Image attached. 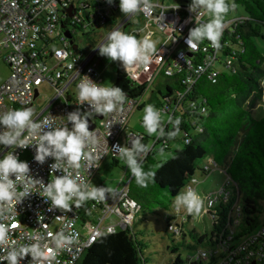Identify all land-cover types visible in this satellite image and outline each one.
Here are the masks:
<instances>
[{
    "label": "built area",
    "instance_id": "1",
    "mask_svg": "<svg viewBox=\"0 0 264 264\" xmlns=\"http://www.w3.org/2000/svg\"><path fill=\"white\" fill-rule=\"evenodd\" d=\"M190 2L191 0H142L141 8L135 15L125 16L118 7L119 0L113 5L107 4L106 0H0V60L10 72L7 80L0 85V113L13 108L31 107L37 121L48 118L58 126L67 124L68 113L78 108L81 111L88 109L86 103L77 105L76 98L77 85L84 75L102 84L101 74L95 63L101 61L98 47L105 41L106 35L119 29L136 35L138 39L150 36L156 42V53L153 54L151 63L147 66L134 64L124 67L135 86L145 85L143 96L139 99L126 98L118 110L102 115V119L96 117L98 114L93 117L95 127L89 130H94L97 138V144L93 146L95 151L91 152L94 159L91 162L82 160L81 167L73 170V175L78 173L85 183L92 186V180L103 161L108 157L119 158L113 146L130 148L131 140L136 137H140L141 142L149 149L141 157L143 162L149 155L168 145V139L158 134L155 138H148L135 131L127 132L125 137L123 135L131 116L142 108V102L147 101L155 86L163 78L182 75L186 89L174 92L159 109L161 115H166V121L161 122L164 132L168 129L173 131L174 125L169 117L172 121L179 118L181 127L188 122V113L206 111L205 106L201 107V103L192 98L195 85L204 73H209L211 78L217 75L214 67L220 49H213L208 41L200 43L195 51L186 44L189 30L196 26L195 14L188 10ZM173 5L178 8L174 9ZM207 20L206 15L201 17V22ZM243 20L244 17L239 15L224 21L221 46L225 32ZM66 32L71 34V38L67 37ZM83 42L87 52L80 47ZM73 45L77 46L78 54H75ZM181 45L184 46L183 49H179ZM227 64L228 67L232 64L231 58ZM43 84L48 85L53 94L42 105V101H39V87ZM194 125L196 124H192ZM192 126L189 124L191 130L183 133L187 144L191 142V135L204 131L197 125L192 130ZM145 139L153 141L151 146H148ZM8 150L6 148L4 152H0V157ZM15 154L27 161L31 175L42 179L45 184L54 175H60V172L52 173L50 170L53 158L49 157L43 165L34 160L35 146L17 148ZM203 169L212 173L220 168L213 158H209ZM132 177L126 166L118 186L106 193L103 201L89 200L78 208L72 205L70 211L51 208L50 201L39 193H32L19 203L0 205V223L9 227V238L16 241L17 245L30 243L27 239L29 234H42L45 237L41 241L42 246L51 250L49 259L44 260L43 264H78L84 252L97 239L107 233L131 229L139 218L140 206L129 196ZM226 177L217 192H205L203 195L202 212L211 216L212 223L219 219L220 210L216 207L228 204L233 195L232 186L235 182L227 175ZM200 182L195 176L184 190L193 188L199 193ZM97 187L105 186L101 184ZM238 211L239 207L235 203L229 211L228 221H225L226 225L228 223V231L218 234L220 244L232 241L233 234L237 231L233 225L238 222ZM176 214L178 218L182 216V221L188 222L190 219L181 215L182 210ZM109 218L113 221L105 223ZM13 223L17 226L12 227ZM109 228L112 229L111 232L108 231ZM169 230L176 231L178 228L171 224ZM61 232L65 236L73 233L78 235L72 244L57 250L53 238ZM245 241L231 251H228L227 243L222 251L203 248L197 252L195 259L200 260L198 262L201 264H211V257L216 251L215 254L225 252L229 259L223 258L221 264H264V228L254 239ZM254 244L258 245L259 250L250 248ZM2 264H7V261ZM20 264H31V256H26Z\"/></svg>",
    "mask_w": 264,
    "mask_h": 264
},
{
    "label": "trees",
    "instance_id": "2",
    "mask_svg": "<svg viewBox=\"0 0 264 264\" xmlns=\"http://www.w3.org/2000/svg\"><path fill=\"white\" fill-rule=\"evenodd\" d=\"M226 2L230 5L234 3L235 9L241 6L244 20L224 34L214 67L217 75L211 78L209 73H204L195 85L192 98L198 100L201 107L205 106L206 111L188 113V122L183 123L174 139L167 136L172 130L165 131L164 138L168 139V143L182 141L185 144L183 150L175 151L159 167L156 166L155 154L142 162L145 171L155 173L154 182H150L147 187H140L132 177L129 184L130 198L138 203L140 213L147 215L158 208L169 211L175 196L185 189L198 172L208 176L211 172L203 169V161L209 158H213L219 168L235 182L231 200L228 204L216 207L220 210L219 219L212 223V230L206 235L191 232L192 240H187L189 236L182 228L186 221L180 224L176 220L177 214L166 216L172 241V245L167 248L173 255L167 264H201L198 262L200 260L195 259L194 253L184 257L180 252L181 247L197 252L203 248L222 251L228 244V251H231L245 240L254 239L264 228V223L257 221L260 203L264 201V108L261 107L262 112L254 113L256 105L264 99V56L258 44V39L264 40V0ZM230 58L232 64L228 67ZM114 86L122 88L129 99H139L145 91V85L135 86L120 64ZM185 89L181 74L163 78L142 108L152 104L160 109L174 92ZM189 124H196L204 131L191 135V142L187 144L183 133L191 130ZM196 125L192 126V130L196 129ZM162 150H168V145ZM235 203L239 207L236 217L238 222L233 225L237 231L232 241L222 245L218 234L228 231L225 221H228L229 211ZM172 220L178 228L176 231L169 230ZM138 222L139 218L131 229L101 236L84 252L78 264H148L145 254L147 243L140 238L143 230L137 229ZM178 238L181 241H176ZM250 248L259 250L256 244ZM215 252L211 264H221L226 254Z\"/></svg>",
    "mask_w": 264,
    "mask_h": 264
},
{
    "label": "clouds",
    "instance_id": "3",
    "mask_svg": "<svg viewBox=\"0 0 264 264\" xmlns=\"http://www.w3.org/2000/svg\"><path fill=\"white\" fill-rule=\"evenodd\" d=\"M142 0H119L118 7L125 16L135 15L141 8ZM113 5L116 0H106ZM174 9L178 7L173 5ZM188 10L194 13L196 26L189 30L186 44L195 51L200 43L210 42L213 49L221 48V38L225 28V17L230 11L235 10L226 0H191ZM207 15V22H201V17ZM98 54L109 61L119 62L123 67L141 64L147 66L151 63L153 54L156 53V42L150 36L138 39L136 35L123 32L119 29L110 31L105 41L98 47ZM77 105H88V109L81 111L79 108L67 114V124L58 126L54 120L45 118L42 121L34 119V110L31 107L13 108L0 113V152L9 149L0 157V205L11 206L19 203L23 198L32 193H39L51 202V208L71 210V206L80 207L89 200L103 201L106 193L111 189L93 187L83 181L73 170L81 167V161L91 162L97 144L95 131L89 130V120L97 114L112 113L122 106L126 94L119 86H103L84 75L77 85ZM174 125V130L167 133L169 139H174L180 132L181 120L168 118ZM69 122L71 127H69ZM161 111L154 105L148 104L143 109L142 126L144 131L152 136L165 134L162 127ZM35 141V143H33ZM35 146L34 160L43 165L51 157L54 162L50 164L54 178L44 183L42 179L31 175L29 163L21 160L15 150L27 149ZM125 162L135 182L140 187H147L154 182L155 173L145 171L141 157L149 149L141 142L140 137L131 140V147L113 146V150ZM19 189V190H18ZM176 212L184 210L189 216L199 217L204 209V198L193 188L179 192L173 201ZM12 227L17 225L13 223ZM112 231L111 228L108 229ZM78 234L65 236L62 232L53 238L57 250L73 243ZM30 243L17 245L16 241L9 238V227L0 223V264H20L28 255L31 264H43L49 259L51 250L42 246L45 237L40 233L29 234Z\"/></svg>",
    "mask_w": 264,
    "mask_h": 264
},
{
    "label": "rangeland",
    "instance_id": "4",
    "mask_svg": "<svg viewBox=\"0 0 264 264\" xmlns=\"http://www.w3.org/2000/svg\"><path fill=\"white\" fill-rule=\"evenodd\" d=\"M231 1V0H229ZM244 10L241 6H237V9L234 11H230L225 17V21L230 20L232 18L238 17L239 15H243ZM206 18L209 17L206 15ZM160 41V39H159ZM258 44L261 49V52L264 56V40L258 39ZM80 47L87 52L84 42L80 43ZM184 46L181 45L179 49H183ZM101 61L96 62L95 65L98 71L101 74L102 85L103 86H112L115 84L116 74L119 66V62L109 61L106 57H101L98 55ZM9 68L7 65L0 60V85L7 80L9 76ZM40 91V99L43 105L46 99H49L53 91L52 89L43 84L39 87ZM146 104V101L142 102V105ZM262 105V106H261ZM146 106V105H145ZM261 107L264 108V99L261 104H257L254 109V113L258 114V112H262ZM143 108L136 110L134 114L130 118V122L128 124V128L125 131V134L129 131H135L141 134L146 135L149 138H155L157 134L149 136L142 126L143 119ZM166 121V115H162V122ZM124 140V138H123ZM145 142L148 146H151L152 140L145 139ZM125 144V142H124ZM185 148V144L182 141H171L168 143V150L155 151L156 156V166L159 167L162 163L171 158L175 151L183 150ZM26 157V155H23ZM206 163V160L203 161ZM202 162V164H203ZM205 165V164H204ZM126 164L121 158L112 157L106 158L103 163L100 165L98 169V174L92 180V186L97 187L103 184L107 189H111L113 191L119 184L123 174L124 169L126 168ZM197 177L200 179L199 184V193L210 194L212 192H217L223 185L226 180V174L221 169H215L208 176L203 175L201 172H198ZM72 207V206H71ZM63 210V209H61ZM171 210V211H170ZM167 211L166 209L158 208L153 213H148L147 215L139 214V222L137 225V229L143 230L140 235V238H143L147 243V249L145 250V254L148 258V264H167L173 255L170 254L167 246L172 245L171 237L167 230V220L166 216L175 215L176 211L174 205L171 206V209ZM182 214L186 217L188 214L182 210ZM243 217V216H242ZM182 216L176 219L180 224L182 223ZM113 219L109 218L105 221V223L112 222ZM257 221L259 223H264V201L260 203V211L257 214ZM174 224V221H171ZM183 230L187 233V240H192L190 237V233L193 232L196 235H206V233H210L212 230V219L211 216L207 213L201 212L199 217L191 216L188 222L184 223ZM176 241H181V238L176 239ZM181 254L186 257V255L190 253H194L197 255L196 250H190L186 247H181Z\"/></svg>",
    "mask_w": 264,
    "mask_h": 264
},
{
    "label": "water",
    "instance_id": "5",
    "mask_svg": "<svg viewBox=\"0 0 264 264\" xmlns=\"http://www.w3.org/2000/svg\"><path fill=\"white\" fill-rule=\"evenodd\" d=\"M66 35H67L68 38H71V34L70 33L66 32ZM73 49L75 50V54L79 53V50H78L76 45H73ZM96 117L99 118V119H102V115L98 114ZM94 127H95V123L93 122L92 119H90L89 120V129H93Z\"/></svg>",
    "mask_w": 264,
    "mask_h": 264
}]
</instances>
